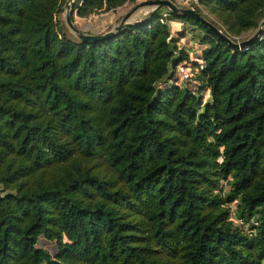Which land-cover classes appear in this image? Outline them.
Segmentation results:
<instances>
[{"label":"trees","instance_id":"1","mask_svg":"<svg viewBox=\"0 0 264 264\" xmlns=\"http://www.w3.org/2000/svg\"><path fill=\"white\" fill-rule=\"evenodd\" d=\"M62 3L0 0V264H264V37L232 46L159 7L83 42ZM192 5L233 39L264 16Z\"/></svg>","mask_w":264,"mask_h":264},{"label":"water","instance_id":"2","mask_svg":"<svg viewBox=\"0 0 264 264\" xmlns=\"http://www.w3.org/2000/svg\"><path fill=\"white\" fill-rule=\"evenodd\" d=\"M73 0H63L59 11L56 14L57 19L64 24L65 30L74 36L79 41H95L110 35L115 34L127 25L137 24L144 21L159 7H165L167 10L180 15H185L196 20H199L208 29H210L216 36L225 40L232 46H244L258 37H264V16H262L252 32L245 38L233 39L216 24L211 22L208 18L201 15L192 5H180L174 0H141L133 4L127 11H125L118 20L109 28L101 32H91L79 28L71 18V7Z\"/></svg>","mask_w":264,"mask_h":264},{"label":"rangeland","instance_id":"3","mask_svg":"<svg viewBox=\"0 0 264 264\" xmlns=\"http://www.w3.org/2000/svg\"><path fill=\"white\" fill-rule=\"evenodd\" d=\"M138 1H141V0L125 1L122 5L117 6L116 8L112 10L99 11L96 13H91L84 17L77 16L75 15V12L72 11V18L76 26H78L81 29H84L86 31H91V32H101L109 28L113 23H115L125 11H127L133 4H135ZM174 1L180 5H190L188 1H185V0H174ZM202 11L204 12V10ZM172 28L175 29V26ZM176 28H180V25H178V27ZM187 28L189 27L187 26ZM252 30L253 29H249L247 31L242 32L239 38L242 39V38L247 37L252 32ZM188 33L190 34L189 31ZM181 41L187 42V43L189 42L187 36H184L181 39ZM190 44H191L192 51H190L188 54H189V57H191L192 59H195L194 55L197 54L200 48V44L196 41H192ZM194 51L196 53H194ZM188 64L189 63L178 64L175 67V70L173 71L174 72L173 77L178 82H185L189 86H192L193 81L189 79L190 71H189ZM206 97H208L207 94L205 95V98ZM225 187L226 186L224 185V188ZM37 245L47 248L51 253L55 251L54 243L52 241L44 239L41 236H39L37 239Z\"/></svg>","mask_w":264,"mask_h":264},{"label":"built area","instance_id":"4","mask_svg":"<svg viewBox=\"0 0 264 264\" xmlns=\"http://www.w3.org/2000/svg\"><path fill=\"white\" fill-rule=\"evenodd\" d=\"M185 1H188V3H189L190 5H192V4H197V3H198V0H185ZM192 6H193V5H192ZM233 221H234V223L237 224V225H241V224H243V223H242V220H241L240 217H234V218H233Z\"/></svg>","mask_w":264,"mask_h":264}]
</instances>
